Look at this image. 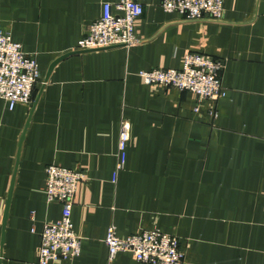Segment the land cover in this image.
Listing matches in <instances>:
<instances>
[{"label":"crops","instance_id":"0c3cea01","mask_svg":"<svg viewBox=\"0 0 264 264\" xmlns=\"http://www.w3.org/2000/svg\"><path fill=\"white\" fill-rule=\"evenodd\" d=\"M104 1L117 0H0L1 28L41 73L33 109L0 98V264L38 263L43 225L61 213L46 199L49 164L83 173L71 207L80 253L53 264H137L127 251L109 259V225L119 237H177L184 264H264V0H224L220 20L147 0L132 45L72 53L43 82ZM188 52L225 60L226 96L199 101L138 74L180 68ZM122 121L129 137L116 170Z\"/></svg>","mask_w":264,"mask_h":264},{"label":"built area","instance_id":"2783aa9c","mask_svg":"<svg viewBox=\"0 0 264 264\" xmlns=\"http://www.w3.org/2000/svg\"><path fill=\"white\" fill-rule=\"evenodd\" d=\"M147 0L104 1L100 16L90 22L76 50H95L114 46H129L135 42L134 21L142 15ZM166 12H177L184 19L220 20L224 0H159ZM225 60L199 52L185 54L180 68H153L139 71L146 84L173 87L195 94L199 101L216 102L226 96L221 73ZM41 82V73L34 53L22 50L8 31L0 26V98L11 110L16 104L31 105L33 91ZM198 110V106L195 107ZM209 114L217 117L214 106ZM129 128L125 121L119 127L116 170L122 169L126 159ZM83 173L73 168L49 164L45 167L47 201L61 204L60 217L45 222L40 233L37 264H53L58 259L75 257L80 253V237L71 221V207ZM104 243L112 259L120 251L130 252L137 264H184L177 237L159 229L119 237L113 225L105 232Z\"/></svg>","mask_w":264,"mask_h":264},{"label":"water","instance_id":"95a60500","mask_svg":"<svg viewBox=\"0 0 264 264\" xmlns=\"http://www.w3.org/2000/svg\"><path fill=\"white\" fill-rule=\"evenodd\" d=\"M114 47H117V46H114ZM109 48H113V47H109ZM104 49H108V48H104ZM94 50V49H93ZM95 50H101V49H95ZM87 51H92V50H87ZM78 52H84L82 50H74V51H70L68 53H65L63 55H60L59 57H57L48 67V70L45 74V77H44V80L43 82H45L49 76V73L51 71V69L53 68V66L59 62L60 60L64 59L65 57H67L68 55L72 54V53H78ZM38 96H39V93L37 94L36 98L34 99V102H33V105H32V109L33 107L35 106L36 102H37V99H38ZM32 109L30 110V114H31V111ZM30 117V115H29ZM29 120V118H28ZM23 135H24V131L22 132V135H21V138H20V143H19V148H20V145H21V141H22V138H23ZM18 153H19V149H18ZM12 185H13V178H12V183H11V187H10V190H9V193H8V197H7V203H6V206H5V210H4V214H3V226H4V223H5V218H6V215H7V210H8V204H9V198L11 196V190H12Z\"/></svg>","mask_w":264,"mask_h":264},{"label":"trees","instance_id":"16d2710c","mask_svg":"<svg viewBox=\"0 0 264 264\" xmlns=\"http://www.w3.org/2000/svg\"><path fill=\"white\" fill-rule=\"evenodd\" d=\"M37 88L33 91V98H35Z\"/></svg>","mask_w":264,"mask_h":264}]
</instances>
